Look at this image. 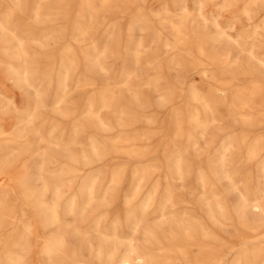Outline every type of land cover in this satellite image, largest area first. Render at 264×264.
<instances>
[{
    "label": "rangeland",
    "instance_id": "1",
    "mask_svg": "<svg viewBox=\"0 0 264 264\" xmlns=\"http://www.w3.org/2000/svg\"><path fill=\"white\" fill-rule=\"evenodd\" d=\"M197 1L21 0L20 26L12 34L21 39L33 67L31 76L44 100L41 111L51 114L56 88L67 84L61 139L75 159L51 158L41 176H185L191 188L203 176L214 215L209 223L211 250L222 256L223 264H233L243 248L260 249L252 264H263L264 0L253 7L249 18L241 13L245 0H237L234 6L229 5L230 0ZM36 3L48 12L43 10L35 17ZM13 5V0H0V17ZM184 10L192 15L187 25L195 21L201 33L215 39L216 48L229 51V63L219 64L215 57L204 59L195 49L175 48L171 25ZM212 21L220 25L222 34L215 32ZM129 25H133L131 33ZM254 28L257 38L250 35ZM80 48L86 51V69L79 59ZM135 50L141 55L136 65L132 62ZM94 62L103 70L92 69ZM0 67V73L5 74L4 66ZM229 71L234 72L232 77ZM129 72L132 76L127 78ZM211 73L230 81L225 93L228 104L237 101V95L248 96L253 87L259 88V92L254 90L251 107L237 105L243 116L227 115L216 103L221 90L209 79ZM1 74L0 92L23 111L28 102L23 91ZM107 83L121 92L118 103L116 94L105 91ZM191 85L209 104L211 121L206 129L194 131L190 123L192 114L202 112L193 100ZM103 99L113 102L112 119L101 107ZM89 109L101 117V123L89 115ZM178 123L183 124L180 135L176 133ZM113 145L124 149L106 153ZM26 157H19L17 164H24ZM30 160L28 176L39 186L36 169L41 158ZM60 161L65 164L63 172H49ZM8 181L1 177L0 185ZM14 192L19 203L20 192L15 187ZM256 203L261 211L254 210ZM134 244H140L139 240Z\"/></svg>",
    "mask_w": 264,
    "mask_h": 264
},
{
    "label": "bare ground",
    "instance_id": "2",
    "mask_svg": "<svg viewBox=\"0 0 264 264\" xmlns=\"http://www.w3.org/2000/svg\"><path fill=\"white\" fill-rule=\"evenodd\" d=\"M236 1L228 3L234 6ZM262 1L245 0L242 15L249 18L253 7H258ZM13 2L9 12L0 17V66L5 70V74H0L9 77L12 85L23 91L28 102L23 111H18L12 98L0 92V178L10 181L0 185V264H221V261L223 264L222 256L213 252L209 244V223L214 215L209 187L203 176L198 177L192 188L185 176H74L69 179L41 176L46 171L44 165L51 158L57 161L72 158L61 139L64 130L60 125L66 119L62 107L67 84L64 82L56 88L51 114L41 111L44 100L36 89V79L31 76L33 67L21 39L12 34V30L20 26L23 12L21 0ZM43 10L48 12L36 3L35 17ZM191 16L184 10L177 23L171 25L175 48L186 52L195 49L204 59L215 57L219 64L229 63L227 49L216 48L215 39L201 33L195 21L187 25ZM199 18L203 23L208 21L201 13ZM211 26L217 34H222L216 21H212ZM132 29L133 25H129L128 32ZM250 35L257 38L259 34L254 28ZM80 49L79 59L86 69V51ZM248 54L253 59L252 52ZM237 57H233L236 60L232 63L237 62ZM140 60V53L133 51V64ZM90 66L103 70L97 62ZM233 73L227 72L231 77ZM209 75L212 83L220 85L216 103L226 109L227 115L241 117L237 105L251 107L254 104V90L259 92V88L253 87V94L248 96L237 95V101L228 104L225 93L230 88V81L214 73ZM126 76L130 78L132 73ZM109 86L107 83L105 91L111 96L116 94L118 103L121 92ZM190 89L202 111L192 114L190 123L194 131L206 129L211 121L207 116L209 104L196 93L193 85ZM112 103L106 99L101 101L109 119L113 117ZM89 115L101 123V117L92 109H89ZM82 127L85 129L86 125L82 124ZM176 133H183L182 123L176 125ZM122 149L113 145L105 152L115 153ZM24 154L27 161L18 165L19 157ZM34 156L41 158L36 169L39 186H34L28 176L32 168L30 159ZM64 166L60 161L49 172L59 174ZM176 173L180 174L178 167ZM14 187L20 192L19 203ZM117 200L119 205H116ZM253 208L263 209L258 203ZM135 240L140 244L135 245ZM260 252V249L245 247L233 264H252Z\"/></svg>",
    "mask_w": 264,
    "mask_h": 264
}]
</instances>
